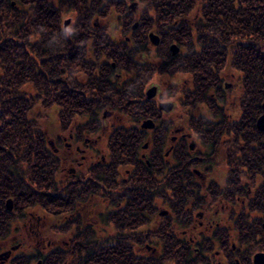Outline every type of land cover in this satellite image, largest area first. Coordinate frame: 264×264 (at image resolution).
<instances>
[{
    "label": "flooded vegetation",
    "instance_id": "flooded-vegetation-1",
    "mask_svg": "<svg viewBox=\"0 0 264 264\" xmlns=\"http://www.w3.org/2000/svg\"><path fill=\"white\" fill-rule=\"evenodd\" d=\"M38 1L29 0L31 11ZM41 1L61 16L75 11L59 22L63 133L47 141L57 162L47 169L43 203L19 210L15 197H7L0 231L33 235L27 246H34L37 264L53 250L62 264L70 257L76 264H254L264 251L256 249L264 238L255 228L258 217L264 227L256 203L264 198V156L258 153L264 130L257 126L264 99L257 114L253 89L251 113L242 107L245 83L227 80L237 73L241 80L233 51H223L219 64L205 54L197 33L192 42H163L156 26L169 20L158 17L152 0ZM192 4L193 11L173 23L197 31L193 12L202 2ZM150 32L159 35L158 44ZM186 58L191 72L213 73L209 83L201 87L193 73L177 70ZM160 74L188 76L184 86L169 84L176 101L156 99ZM152 86L156 93L148 96ZM165 101L173 103L169 111L161 106ZM177 105L180 113L163 114ZM29 207L45 209L57 223L47 225L46 216ZM49 229L61 236L44 243L41 232ZM18 238L1 249L15 246L0 263L16 264L24 244Z\"/></svg>",
    "mask_w": 264,
    "mask_h": 264
},
{
    "label": "trees",
    "instance_id": "trees-1",
    "mask_svg": "<svg viewBox=\"0 0 264 264\" xmlns=\"http://www.w3.org/2000/svg\"><path fill=\"white\" fill-rule=\"evenodd\" d=\"M152 1L158 17L169 20V24L156 26L163 42L173 39L192 42L193 34L197 33L195 38L205 44V54L213 62L221 61L219 64L225 62L227 49L233 51L232 58L241 70V81L248 91L242 96V107H249L248 114L251 113L250 91L254 89L259 114L264 99V0H200L202 5L193 13L199 19L195 23L197 31L183 21L173 23L193 11V0ZM29 8V0H0V218L9 213L4 205L7 197H15L19 210L36 202L42 204L50 180L47 169L54 170L57 162L51 157L45 133L29 114L38 102L45 108L62 105L59 101L63 70L61 15L41 0L33 11ZM145 26L148 29L152 25ZM190 62L188 58L180 61L177 70L193 73L201 87L209 83L213 73L210 70L208 74L191 72ZM30 85L34 88L32 92L26 89ZM69 101L70 106L72 100ZM60 117L62 120L61 112ZM258 153L259 157L264 156V148L258 149ZM15 163L20 164L13 171ZM25 173L30 184L21 182ZM256 203L259 212H264V198H258ZM257 220V233L264 236L261 218ZM6 235L1 229L0 239ZM256 245L263 248L264 239L257 240ZM18 255L16 264H29L28 260L35 257L34 253ZM70 258L68 264H76L74 257ZM60 261L58 250H53L43 256L42 264H62Z\"/></svg>",
    "mask_w": 264,
    "mask_h": 264
},
{
    "label": "rangeland",
    "instance_id": "rangeland-1",
    "mask_svg": "<svg viewBox=\"0 0 264 264\" xmlns=\"http://www.w3.org/2000/svg\"><path fill=\"white\" fill-rule=\"evenodd\" d=\"M19 5H21V4L19 3ZM193 13L195 14V11ZM69 17H75V11L74 10H69V11L63 13L62 16H61V23L64 21V19L69 18ZM231 75H227V78H228L227 80L228 81H231V82L236 83V84L241 82L240 75L238 73H237L238 77L231 76ZM187 81H188V76L187 75L177 74V75L173 76V75H168V74H160V77H158L157 81H156V83H158V86H159V94H158V98H156V99L161 98L163 100L176 101V97L179 94L172 93L170 88H169V84L170 83H176L179 86H184V85L187 84ZM236 88H237V86H236ZM26 89H27V91H30V92H32L34 90L32 85H30ZM234 91L237 93L236 89ZM235 92H234V94H235ZM40 100H38V101H40ZM180 110H181L180 105H177L172 112H168V113L163 112V114H165L168 117H170V116H173V113H176V114L180 113L181 112ZM29 116H30V118H35L36 119L38 127H40L42 129V131L45 133V135L47 136V141L49 139H52V138L54 139L60 133H63L62 130H61V127H60V123H61L60 109H59V107L56 104H52L48 108H45V106L42 104V102H38L35 105V107L32 108ZM74 123H75L74 121L71 123L72 126H74ZM68 128L69 127H67V129L65 130V133H64L65 135H68L69 132H70V130H68ZM48 145H49V143H48ZM17 164L19 165L20 163H15L14 164L13 171L15 170ZM23 166H25V164H22V167ZM65 174H66V170L61 171V175L64 176ZM61 175H60V172L58 171L57 172V178H59ZM22 177L24 178L21 181L22 184L23 183H27L28 184L29 181L27 179H29V175L25 173ZM37 204H38V202H37ZM39 206H42V205H39ZM30 210H32L35 213H40L42 215H45L46 216V220H47V225L51 226L52 224L57 223L56 220H55L56 218H54L53 215L50 214L45 209L43 210L40 207H35V208L33 207V209H32V207H31ZM41 220H43V218H41ZM52 231H53L52 229H49V230L41 232L42 235L44 236V238H46L44 240V243H46L49 239L58 240V236L59 237L61 236V235H58L57 233H53ZM26 235L28 236L30 241L28 240ZM14 236H19L17 241H21L22 243H24L23 246H21L17 250V254H22V253H28V255L31 254V253L35 254L36 250H35L34 246L33 247L27 246V243H29V242H30L29 245H32V242L34 241L33 240V235H28L27 232L17 234L16 230H11L9 234L7 233V235L5 237H2V239H0V247H1L0 251H1V249H5V248H9L10 247V245L12 244ZM261 237L263 238L264 236L263 235H259V238H261ZM256 249L260 250V248L258 246L256 247ZM261 249L264 250V247L261 248ZM37 254H38V252H37ZM30 260H32L30 264H37L36 257L31 258ZM9 262L10 261L7 260V261L4 262V264H9ZM0 264H2V263H0Z\"/></svg>",
    "mask_w": 264,
    "mask_h": 264
},
{
    "label": "water",
    "instance_id": "water-1",
    "mask_svg": "<svg viewBox=\"0 0 264 264\" xmlns=\"http://www.w3.org/2000/svg\"><path fill=\"white\" fill-rule=\"evenodd\" d=\"M150 38L152 39V41L155 44L159 43L160 37H159L158 34H155L154 32H150ZM171 50L173 52H176L178 50V46L176 44H172L171 45ZM155 93H156V86H152L148 90V96H153ZM161 106L165 110L169 111L172 108L173 103L171 101H165V102L161 103ZM262 109H263L262 114L258 117V120H257V126H258L259 129L264 130V101L262 103ZM12 206H13V199L12 198H8L7 199V207L9 209H11ZM13 248H15V246L12 247L9 250H5V251L1 252L0 253V259H6L10 255L11 250ZM254 264H264V251H259V252L256 253Z\"/></svg>",
    "mask_w": 264,
    "mask_h": 264
}]
</instances>
